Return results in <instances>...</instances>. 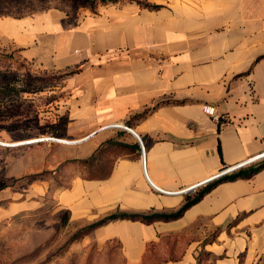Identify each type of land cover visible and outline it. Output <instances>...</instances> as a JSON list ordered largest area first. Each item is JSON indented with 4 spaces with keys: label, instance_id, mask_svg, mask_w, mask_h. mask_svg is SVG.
Returning <instances> with one entry per match:
<instances>
[{
    "label": "crops",
    "instance_id": "0c3cea01",
    "mask_svg": "<svg viewBox=\"0 0 264 264\" xmlns=\"http://www.w3.org/2000/svg\"><path fill=\"white\" fill-rule=\"evenodd\" d=\"M146 1L158 7L132 0L74 20L66 5L0 16V38L27 63L65 74L55 111L67 112L72 156L126 131L129 147L105 177H77L55 197L74 218L176 211L210 182L186 189L264 152V0ZM99 229L123 264H144L150 248L167 255L160 264H264V168L218 183L180 218Z\"/></svg>",
    "mask_w": 264,
    "mask_h": 264
},
{
    "label": "rangeland",
    "instance_id": "374dc122",
    "mask_svg": "<svg viewBox=\"0 0 264 264\" xmlns=\"http://www.w3.org/2000/svg\"><path fill=\"white\" fill-rule=\"evenodd\" d=\"M43 75L0 38V264H123L119 244L103 241L102 225L91 227L97 220L74 218L55 200L75 178L105 174L116 153L99 163L72 158L78 148L54 121L65 112L55 111L64 78ZM166 256L154 252L144 264Z\"/></svg>",
    "mask_w": 264,
    "mask_h": 264
},
{
    "label": "trees",
    "instance_id": "16d2710c",
    "mask_svg": "<svg viewBox=\"0 0 264 264\" xmlns=\"http://www.w3.org/2000/svg\"><path fill=\"white\" fill-rule=\"evenodd\" d=\"M29 0H0V9H4L3 12L9 13V15H16V16H21L26 13H23L24 7L28 6L32 10L29 12H33L39 9H44L50 6H61V5H66L69 7V12L68 14L71 16V18L74 20L77 17H79L82 13L85 12H96L97 8L100 5H105L109 3H115L118 1H132V0H39L41 4H39V8L35 9V5L33 3H28ZM141 6L144 7H149V8H157L158 6L155 4H152L146 0H136ZM26 7V8H28ZM27 12V13H29ZM14 13V14H12ZM65 74L58 75L57 77L53 75H43L40 76L43 79H47L50 77H54L55 79H60L63 78ZM57 114L55 115V117ZM57 120L55 121V124H59L60 127L66 126L67 123V112L65 111L63 114H60ZM63 121L65 122L64 125L62 124ZM55 125V126H56ZM62 127V128H63ZM58 137L63 136V133H60V135H57ZM126 131L121 130L116 132V136L107 139L103 143L100 144V146L97 148V150L90 156L88 157H76L72 156L73 159H77L78 162L84 161V163H99L104 161L103 155L104 153H107L109 155L111 152H117V150H127L129 145L125 142L124 139H126ZM133 148L137 149L140 151L141 154V146L138 140H135L134 143L132 144ZM262 168H264V161H261L259 163L250 165V166H245L239 170H236L234 172L228 173L226 175L221 176L220 178L213 180L212 182L208 183L205 187L200 189L196 194L194 195H187L186 197V202L176 211H150V212H131V211H116L113 213H110L108 215H105L104 217L100 218L97 221H94L91 224L92 228H96L100 225H103L104 223L110 221V220H116V219H129V220H134V221H142L144 223H152L156 220H173L180 218L184 212L194 203H196L198 200L201 199V197L208 192L212 187L217 185L220 182L223 181H230V180H236L239 178H250L254 174H256L258 171H260ZM107 171L105 174L101 176H94V177H89V178H103L107 175ZM88 178V179H89ZM153 255V251L150 248L148 250V253L144 257V262L149 259V257Z\"/></svg>",
    "mask_w": 264,
    "mask_h": 264
},
{
    "label": "built area",
    "instance_id": "2783aa9c",
    "mask_svg": "<svg viewBox=\"0 0 264 264\" xmlns=\"http://www.w3.org/2000/svg\"><path fill=\"white\" fill-rule=\"evenodd\" d=\"M206 110H207L209 113L213 114L214 117H215V119H217V120L220 119V117H219L218 115L215 114V110H214L213 107L207 106V107H206ZM113 126H114V127H123L124 125H121V124H114ZM124 128H126V127H124ZM139 141H140V146H141V157H142L143 165H144V168H145V147H144V145H143L142 140L139 139ZM261 161H264V152H261V153L255 155L254 157L248 158V159H246L245 161L240 162V163H238V164H236V165H234V166H231V167H224L220 172L216 173V174L213 175L212 177H210V178L206 179L205 181H203V182H201V183L195 185L193 189L197 188V186H199V185H202V184H205V183L211 182V181H213V180H216V179L220 178V177L223 176V175H226V174H228V173H231V172H234V171H236V170H239V169H241V168H243V167H245V166L251 165V164H253L254 162L256 163V162H261ZM193 189H191V190H193ZM186 192H187V190H186Z\"/></svg>",
    "mask_w": 264,
    "mask_h": 264
},
{
    "label": "water",
    "instance_id": "95a60500",
    "mask_svg": "<svg viewBox=\"0 0 264 264\" xmlns=\"http://www.w3.org/2000/svg\"><path fill=\"white\" fill-rule=\"evenodd\" d=\"M136 137L138 138V139H140L139 138V136L138 135H136ZM38 140H40L39 138L38 139H32L31 141H24L23 143H30V142H35V141H38ZM194 188V186L193 187H190V189H186L187 191L188 190H191V189H193ZM186 190H185V192H186Z\"/></svg>",
    "mask_w": 264,
    "mask_h": 264
},
{
    "label": "bare ground",
    "instance_id": "6f19581e",
    "mask_svg": "<svg viewBox=\"0 0 264 264\" xmlns=\"http://www.w3.org/2000/svg\"><path fill=\"white\" fill-rule=\"evenodd\" d=\"M49 139V138H48ZM29 141H31V140H29ZM62 141V140H61ZM65 141V140H64ZM68 142H70V141H68Z\"/></svg>",
    "mask_w": 264,
    "mask_h": 264
}]
</instances>
